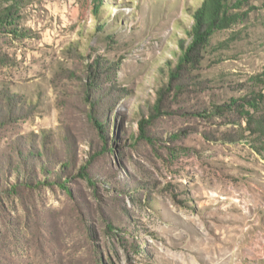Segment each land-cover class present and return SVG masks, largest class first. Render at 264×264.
I'll return each mask as SVG.
<instances>
[{
    "label": "rangeland",
    "instance_id": "1",
    "mask_svg": "<svg viewBox=\"0 0 264 264\" xmlns=\"http://www.w3.org/2000/svg\"><path fill=\"white\" fill-rule=\"evenodd\" d=\"M202 1L0 0V264H264V0L169 87Z\"/></svg>",
    "mask_w": 264,
    "mask_h": 264
},
{
    "label": "trees",
    "instance_id": "2",
    "mask_svg": "<svg viewBox=\"0 0 264 264\" xmlns=\"http://www.w3.org/2000/svg\"><path fill=\"white\" fill-rule=\"evenodd\" d=\"M248 1L249 0H203L201 5L196 7L193 13L195 22L190 29L186 30V34L190 37V42L186 45L185 40L180 41L182 53L178 59L177 66L170 70L171 81L169 87H173V82L179 77V74L187 64L190 63L194 65L199 61L202 51L210 44L211 37L215 31L231 28L244 18L245 12L233 10L234 8L239 10V8ZM17 10V7H12V9L4 8L0 11V25H3L5 22L13 24V21H15L14 17L18 16V13H16ZM17 30L19 31L20 29ZM256 78L264 83V67ZM174 86L179 87V84L176 83ZM255 100L256 103H254L253 106L256 107H254V109L260 110L262 113L258 117L254 115L251 116L249 122L255 125V128L251 129L252 132H257V134L260 135L264 134V107L262 106L260 109V104L264 103V93H257ZM157 108H159V105H157ZM148 122L149 120L145 118L141 120L142 134L146 136V138L149 137L146 133V125ZM82 169L86 171L87 167L84 166ZM84 174L89 176L87 172H84Z\"/></svg>",
    "mask_w": 264,
    "mask_h": 264
}]
</instances>
